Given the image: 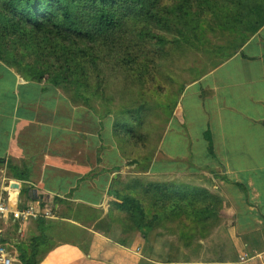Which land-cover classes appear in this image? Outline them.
<instances>
[{
	"label": "crops",
	"instance_id": "1",
	"mask_svg": "<svg viewBox=\"0 0 264 264\" xmlns=\"http://www.w3.org/2000/svg\"><path fill=\"white\" fill-rule=\"evenodd\" d=\"M111 125L0 61V200L37 213L0 220L13 264H264V24L185 85L145 170ZM131 179L202 190L218 220L129 232L108 190Z\"/></svg>",
	"mask_w": 264,
	"mask_h": 264
},
{
	"label": "trees",
	"instance_id": "2",
	"mask_svg": "<svg viewBox=\"0 0 264 264\" xmlns=\"http://www.w3.org/2000/svg\"><path fill=\"white\" fill-rule=\"evenodd\" d=\"M263 24L264 0H0V61L91 109L113 75L141 89L143 81L172 66L174 57L207 43V34L222 33L225 46H210L209 53L229 51L225 59ZM112 97L105 93L102 102L111 103ZM120 99L112 134L119 144L143 149L144 106L139 100L131 108L121 94ZM109 115L106 110L98 118ZM150 159L146 156L143 166L137 159L130 164L145 170ZM108 193L129 232L152 230L158 219L218 220L213 208L221 204L202 190L139 179L114 180ZM19 252L22 264H35L33 256Z\"/></svg>",
	"mask_w": 264,
	"mask_h": 264
},
{
	"label": "rangeland",
	"instance_id": "3",
	"mask_svg": "<svg viewBox=\"0 0 264 264\" xmlns=\"http://www.w3.org/2000/svg\"><path fill=\"white\" fill-rule=\"evenodd\" d=\"M215 32H217L215 35L207 34L205 37V42L207 43H203L201 46L198 45L196 50H187L182 56L174 57L172 59V66L167 67L159 75H155L153 79L143 81L141 89L138 84L133 85L129 78L113 75L108 80L109 84H111L109 88L98 92V94L101 93V97L105 93L113 96L111 103H103L101 97L92 99V111L97 112L98 115H102L106 110H109L111 115L108 117L111 119L120 110L122 104L120 94L127 101V106L131 108H136L139 100H141V105L144 106V109H142L143 122L141 125V133L147 139L145 140L146 143L143 149L140 145L133 147L130 143L119 144L122 147L121 150L124 156L127 157L129 162L137 159L141 160L140 166L146 164L142 160L146 156L149 158L152 157L156 137L161 133L164 124L167 122L177 102L179 90L184 89L185 85H189L192 81L209 71V69L223 60L225 55L229 53V51H226V53L220 52L219 55L218 53L213 54L217 48L209 53L210 46L212 48L225 46L222 33L219 31ZM128 93L141 95L134 96L130 100L127 98ZM98 117L101 118L100 116ZM140 166L135 165L134 169L139 170L141 169Z\"/></svg>",
	"mask_w": 264,
	"mask_h": 264
},
{
	"label": "built area",
	"instance_id": "4",
	"mask_svg": "<svg viewBox=\"0 0 264 264\" xmlns=\"http://www.w3.org/2000/svg\"><path fill=\"white\" fill-rule=\"evenodd\" d=\"M8 215H13L16 218L22 220L37 218V213L34 212L31 208L12 210L8 200H0V220H2L4 217H7ZM0 264H13L7 249L2 244L1 236H0Z\"/></svg>",
	"mask_w": 264,
	"mask_h": 264
}]
</instances>
